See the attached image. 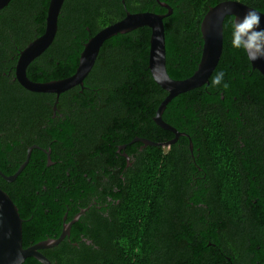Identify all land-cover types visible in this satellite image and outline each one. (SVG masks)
I'll list each match as a JSON object with an SVG mask.
<instances>
[{
  "label": "trees",
  "instance_id": "obj_1",
  "mask_svg": "<svg viewBox=\"0 0 264 264\" xmlns=\"http://www.w3.org/2000/svg\"><path fill=\"white\" fill-rule=\"evenodd\" d=\"M220 1L223 0H63L53 41L31 60L26 74L38 82L71 75L88 38L124 17L126 11L165 13L166 8L159 4L163 2L171 7L170 14L163 18L165 67L171 78H186L196 69L201 54L200 20L209 6ZM238 1L264 13V0ZM48 3L49 0H9L0 8V73L4 66H8L5 71L12 66L9 57L18 48L43 33ZM232 19L231 15L223 19L221 54L208 83L174 96L161 115L168 124L189 131L193 152L200 153L197 161L214 174L216 163L219 170H227L222 158L228 156L231 142L237 137L250 141L249 131L264 120V77L251 67L241 50L230 47ZM149 36L150 28L140 26L104 39L83 85L59 94L54 117L53 94L27 91L0 75V132L4 133L0 138V171L14 173L30 144L49 145L54 162L47 166L45 154L33 148L14 180L9 182L0 176V188L10 196L22 218L23 247L47 238V226L55 227L52 237L58 236L67 209L68 220L78 210L77 202L86 205L98 187L110 190L119 173L125 177L127 187L117 196L118 204L112 205L107 216H90L98 222L87 233L90 244L71 238L41 250L53 264H184L189 256L182 248L176 252L171 220L175 218L174 209L187 205L186 197L195 198L187 184L198 172L188 159L186 141L181 142V150L172 146L163 155L160 148L148 147L131 166L120 158L113 177L109 172L114 149L108 150V146L112 143L129 141L137 135L155 140L172 137L153 120L166 91L154 82L147 67ZM220 70L225 72L229 88L205 87ZM18 134L23 142L17 140ZM67 171L76 181L67 189L59 188L54 175L62 177ZM222 174L212 177L211 187L223 181ZM105 177L112 180L105 181ZM44 178L50 191L39 198ZM237 188H230L227 215L216 217L220 225L222 218L225 224L228 222V232L216 235L210 231L212 241L227 247L232 259L236 252H253L261 243L253 237L247 246V232L229 223L235 218L248 219L246 214L242 216L238 204L230 201L240 194ZM81 190L87 197L80 200ZM105 198L97 200L102 203ZM94 211L95 205H91L88 214ZM180 214L188 217L185 210ZM85 218L82 214L72 224L73 234ZM168 218L170 221H162ZM201 245L197 246L201 252H193L188 263L214 264L216 255L209 256ZM21 264L40 263L27 257Z\"/></svg>",
  "mask_w": 264,
  "mask_h": 264
},
{
  "label": "flooded vegetation",
  "instance_id": "obj_2",
  "mask_svg": "<svg viewBox=\"0 0 264 264\" xmlns=\"http://www.w3.org/2000/svg\"><path fill=\"white\" fill-rule=\"evenodd\" d=\"M160 3L161 2H159V4ZM36 37L38 36H35L32 39H30L28 43H30ZM28 43H26L23 47L18 48V50H16L15 53L11 57H9L10 60L13 62L12 66H10L9 70L7 71H5L4 68L8 66H4L3 71L0 73V75L7 78L9 82L12 83L17 82L18 86L22 87L27 91H30L24 88L23 86H21L17 81V79L15 78V67H16L17 59L19 57V53L24 49V47H26ZM28 64L25 67V73ZM11 70L13 71L11 72ZM43 93H50V92H43ZM51 94L54 95V99H55V94L54 93ZM54 99L51 105L52 117H54L56 115V112H58L57 106H55V109H53ZM172 127L175 128L174 126ZM161 129L167 131L169 134H172V137L155 140L144 135L142 136L137 135L134 136L129 141L115 142L112 143L110 146H108V150L114 149V153L111 160L113 167L109 169L111 176L113 177V174L117 170L118 167L117 163L120 158H125V162H126L125 165L131 166L136 160H139L142 157V154L144 153L145 150H147L148 147L160 148L161 155H163L165 153H168L172 146H174L175 148L174 150H181V142L185 143L186 141L188 148V159L192 162L193 166L195 165L196 171L198 173L196 178L193 179L191 178L189 184H187V187L190 188V193L195 198H192V196L190 195L186 197L187 205L185 206L183 205L179 208L174 209L172 214V216H175V218L171 220L174 224V230L176 236V252H178V250H180L181 248H182L181 250H186L185 252H188L189 256L186 258L184 264H189L188 262L191 261V259L193 258V252H201L200 249L197 248V246L201 243L202 244L201 248H203L202 249L203 252L207 253L209 256H211V254H214V256L216 255L215 256L216 261L214 264H264V120L259 122L258 125L254 126V129H251V131H249L250 135L247 138V140L250 141L243 140L242 137H237L231 142L230 148L228 150V156L226 158H222V163L224 162V165L227 167V170L225 171L219 170L218 168L219 163H216L215 164L216 168L212 170L213 172H215V174L212 173L211 171H206L203 168L202 164L197 161V159L200 156V153L199 151H197V153L193 152V142L189 131L179 130L178 128H175L176 131L181 132L183 134H179L173 142L169 143L174 138V133L169 129H165V128H161ZM2 137H4V133L0 132V138L2 139ZM141 139L146 141V143L141 141ZM17 140L23 142V140L21 139V134H18ZM150 142L157 144H152ZM31 145H37V144L28 145L26 147V150ZM38 146L44 149L45 151H49V157H50L51 148L49 145L46 147H42L40 145ZM41 152H43L46 156V152L42 150ZM53 163L54 162L50 159V163L47 164V157H46L47 166H50ZM52 172L54 171H51V173ZM219 172L223 173L222 174L223 181H221V183L217 182L215 187H211L212 182L214 181L213 178H215L216 173ZM54 177L57 179V182L60 184L58 185V187L59 188L63 187L64 189H67L68 187L72 186L71 183H74L76 181L73 178V175L70 174L68 171L62 177H59L56 174L54 175ZM104 179L105 181L108 182L112 180V178L110 177H105ZM120 181L125 182V185L122 184L120 185L119 184ZM45 182H47V178H44L43 183ZM64 182L66 183L64 184ZM116 182L114 181L113 185H111L110 190L98 187L97 190L94 191V194L91 197V201L87 202L86 205L80 206V204H78L77 202L75 206L78 208V210L73 214V216L81 208H86L85 211L82 213L86 216V218L83 219L82 221H79L81 227L78 229L79 231L78 230L76 231V234H73V232L71 231L72 224L77 221L73 222L70 226L68 237L64 239L69 241L71 238H73V239H77L78 241H84V242H86V240H89V243L86 244H90L91 240L89 237H87V235L89 234L88 232H91L94 226H96V224L98 223L95 222L94 219H91L90 216L95 214H101L103 216H107L108 211L114 208L112 207V205L118 204L119 199L117 198V196L121 195L123 193V190L127 187L125 177H123L121 173H119ZM236 187H238L236 189V192L238 191L240 194H238V196H235L236 198H231L230 201H233L235 205L237 203L239 210H242V216L246 214L248 219H245L244 217L235 218V219H231L229 223L236 224L238 225L240 231L245 230L243 232H247L246 233L247 246L250 244L253 237H257L258 241L261 243L256 245L255 251L253 252H236L234 254V258L232 259L231 258L232 252L231 253L227 252L228 250L227 247L225 246L221 247L220 245L212 241L213 236H211L210 231L214 230V233L216 235H219L220 231H223V233L225 234L228 232V222L225 224L222 218V224L220 225L218 224L216 217L220 214L227 215L226 202H228V197L231 192L230 188H236ZM49 188L50 187L46 185V183L43 184L41 186L43 192L38 193L39 198L42 197V195L44 196L47 195L50 191ZM105 196L106 198L102 203L98 202L97 199L99 197H105ZM86 197L87 196L84 190H81L79 199L80 200L85 199ZM91 205H95V211L88 214ZM182 210H185L186 213H188L187 218H183L181 216L180 211ZM67 212H69L68 209L66 211V214H63L66 215V218L64 220L65 222L69 221L73 217L72 216L70 219L67 220ZM172 216L170 218H172ZM170 218L162 219V221L164 223L168 222L170 221L169 220ZM62 223H63V219H62ZM214 224H216L217 227L213 229ZM252 224H255L254 228L252 227ZM167 225L170 224L168 223ZM61 226L59 228V231L61 229ZM54 229L55 227L53 226H47V229H45L47 230V236L49 235L47 238H50L52 237V234H55V232L53 231ZM236 239L237 237L234 240ZM224 260H226V262H224Z\"/></svg>",
  "mask_w": 264,
  "mask_h": 264
},
{
  "label": "water",
  "instance_id": "obj_3",
  "mask_svg": "<svg viewBox=\"0 0 264 264\" xmlns=\"http://www.w3.org/2000/svg\"><path fill=\"white\" fill-rule=\"evenodd\" d=\"M8 1L9 0H0V8L6 5ZM62 2L63 0H49L43 33L28 43L26 47L20 51L15 67V78L19 84L33 92L54 93L55 99L53 109H55L58 96L61 92L75 85H82V81L91 69L96 59L99 46L104 39L117 33L128 32L136 27L147 26L150 28L147 67L154 82L166 91L165 97L157 106L153 120L159 127L169 129L174 133V138L169 143L173 142L179 134L183 133L176 131L175 128L162 119L161 115L166 104L177 94L208 83V78L216 66L221 54L223 41L222 24L224 17L226 15H231L233 17V14L236 17H240L248 8H250V6L238 0H236L235 3H230L229 0H223L208 7L199 24V31L202 39L200 58L194 72L186 78H171L165 67L163 18L170 14L171 7L166 3L161 2L160 4L166 8L165 13H156L152 11L131 13L126 11L124 17L105 26L88 38L87 41L83 43V48L78 57L77 67L71 75L46 82L32 81L26 76L25 67L35 56L39 55L54 38ZM261 13L264 14L263 12ZM261 27H264V16L261 18ZM157 50H159L161 57L160 63L164 67L163 69H158L155 77H153L150 69L153 64V57ZM250 65L253 69L258 70L264 77V60L256 61ZM158 80L164 82L159 83L157 82ZM141 141L146 143L143 139H141ZM32 148H38L46 152L47 164L50 163L49 151H45L38 145H31L27 148L25 158L22 163L19 164L15 172L10 175H5L0 171V176L9 182L14 180L27 164ZM85 209L86 208H81L67 222L64 221L66 215H63V223L58 236L45 238L29 246L23 247L21 227L22 218L19 215L17 206L10 196L0 188V264H21L27 257L36 259L40 264H53L41 252V250L52 248L64 238L68 237L71 224L78 220L79 216L85 211ZM86 243H89V240H86ZM72 244L76 245L75 242Z\"/></svg>",
  "mask_w": 264,
  "mask_h": 264
},
{
  "label": "clouds",
  "instance_id": "obj_4",
  "mask_svg": "<svg viewBox=\"0 0 264 264\" xmlns=\"http://www.w3.org/2000/svg\"><path fill=\"white\" fill-rule=\"evenodd\" d=\"M230 3H235L236 0H229ZM264 16L254 7L248 8L242 16L236 17L233 14V19L230 21L229 44L234 50H241L249 64L256 61L264 60V27H261V18ZM160 53L157 50L153 57V64L150 71L155 77L158 69H163L160 63ZM163 83L164 81H157ZM205 87H217L223 90L229 88V82L225 80V72L217 71L210 79V82Z\"/></svg>",
  "mask_w": 264,
  "mask_h": 264
},
{
  "label": "bare ground",
  "instance_id": "obj_5",
  "mask_svg": "<svg viewBox=\"0 0 264 264\" xmlns=\"http://www.w3.org/2000/svg\"><path fill=\"white\" fill-rule=\"evenodd\" d=\"M19 104V103H18ZM85 155V154H84ZM78 156V155H77ZM41 168V167H40Z\"/></svg>",
  "mask_w": 264,
  "mask_h": 264
}]
</instances>
